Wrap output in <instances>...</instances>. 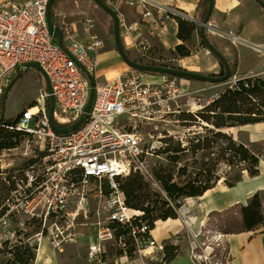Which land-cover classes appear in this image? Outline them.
<instances>
[{
    "label": "built area",
    "instance_id": "1",
    "mask_svg": "<svg viewBox=\"0 0 264 264\" xmlns=\"http://www.w3.org/2000/svg\"><path fill=\"white\" fill-rule=\"evenodd\" d=\"M47 2L0 0V97L11 74L30 61L38 63L50 79L55 122L64 126L73 122L87 103L90 85L78 63L93 76L94 95L85 120L69 132L60 133L51 127L45 89L9 126L31 136L39 152L34 164L20 173H1L9 192L0 217V245L5 238H13L15 228L25 232L24 224H35V233L24 239L30 244L37 240L38 245L45 237L59 252L84 235L90 264H104L108 240H118L125 248L126 235L132 238L134 250L148 254L162 250L163 244L140 218L142 211L126 205L117 177L139 171L152 180L143 154L159 156L156 150L164 135L156 136L157 140L143 149L142 128L148 124L156 127L179 113L181 101L190 94L188 86L180 77L168 74L150 80L149 73L133 67L110 80H99L104 41L92 31V20L85 19L79 28L75 22H66L62 10L57 9L54 14L62 31V48L47 27ZM121 4L135 6L136 17L129 18ZM108 5L118 17L123 44L130 45L139 56H146L152 48L142 29L153 35L167 21L186 18L180 9L157 0H114ZM256 47L264 51V46ZM173 135L183 141V135ZM12 213L26 220L12 227ZM115 225L126 228V235L116 238ZM212 228L210 237L203 235L200 246H195L199 250L191 251L196 264L229 263L227 247L221 241L223 232Z\"/></svg>",
    "mask_w": 264,
    "mask_h": 264
},
{
    "label": "trees",
    "instance_id": "2",
    "mask_svg": "<svg viewBox=\"0 0 264 264\" xmlns=\"http://www.w3.org/2000/svg\"><path fill=\"white\" fill-rule=\"evenodd\" d=\"M60 1L62 0H54L50 12L51 21L56 25L58 19L54 13ZM103 1L108 4L105 0ZM70 2L73 3L71 0ZM207 4L208 0L198 1L194 12L195 20L176 17L178 26L176 37L181 42L176 44L175 50L180 56L190 53L187 42L190 41L192 32L199 30V21L205 15ZM111 33L113 34L112 27ZM211 41L228 61L231 75H235L238 64L236 52L234 51L233 56L227 54L216 41ZM201 44L203 45L202 41ZM220 66L219 73H223L221 63ZM17 71H20L21 75L26 70L18 69ZM17 71L11 74L8 84L15 78ZM3 93L0 98V112L4 109ZM45 104L48 108V97L45 98ZM15 120L16 117L8 118L5 115L0 118V153L16 147L26 135L22 131L9 128ZM178 120L187 125L201 123L203 133L194 131L186 141H181L178 137L164 132L161 138L162 145L156 150L157 154L163 155L164 161H157L153 164L150 169L152 180L144 177L139 171H131L122 178L117 177L126 205L142 211L140 218L147 222L150 229L155 227V222L158 220L177 218L178 208L183 201L203 195L219 181H222L226 187H232L242 179L244 171L249 176L259 173V162L260 159H264V149L251 148L235 139L228 129L264 122V77L251 75L239 77L212 96L208 103L195 113L180 111ZM56 124L64 126L58 122ZM8 192L9 186L1 177L0 217L5 212L3 202ZM236 208L239 210L238 215L236 212L234 215L229 214ZM261 208V199L254 194L246 204H233L218 212L214 220L210 218L207 223L213 224L224 232L254 230L263 221ZM114 227H116V238L126 235V228L118 225ZM13 234V238H5L1 242L0 250L10 254V257L1 264H29L34 258L33 251L37 248L36 244L27 242L24 239L27 235L20 229L15 228ZM124 243L125 248H121L120 252L124 251L130 257L134 251L133 240L126 235ZM179 254L181 251L178 244L165 243L163 256L155 264H167Z\"/></svg>",
    "mask_w": 264,
    "mask_h": 264
},
{
    "label": "rangeland",
    "instance_id": "3",
    "mask_svg": "<svg viewBox=\"0 0 264 264\" xmlns=\"http://www.w3.org/2000/svg\"><path fill=\"white\" fill-rule=\"evenodd\" d=\"M73 3L70 2V0H62L59 2V6L57 9H61L64 19L66 22H75L76 25L81 28V22L84 21L87 18H90L93 22L92 31L96 32L99 37H101L104 41V46H106V43L110 47H114V41H113V34L111 33V27H112V21L109 17V15L104 12L101 8H99L93 0H71ZM56 9V10H57ZM81 30V29H80ZM212 40V39H210ZM215 41V40H214ZM152 48L149 51V54L146 56H139L137 52L131 48L127 50V53L129 57L133 60L143 62H149V63H156V64H162L166 66L171 67H182L189 70H195L199 72H203L206 74H218L220 72L221 66H212L210 64V61L212 58L215 59V57L207 50L205 46L201 44V39L199 36L195 37V40H190L187 42L188 49L190 50V53L186 56H180L175 48L166 47L164 46L161 41L158 39L157 34L152 35ZM103 47L102 49H104ZM234 51L236 52V49L234 48ZM234 51L231 52L230 55H234ZM259 53L264 51L257 50ZM116 63L115 65L110 68L112 71L109 75H107L106 79H112L113 77L117 76L123 69L127 70L130 68V66L121 58V56L116 54L115 56ZM141 61V62H142ZM262 69V68H261ZM100 74V72L98 71ZM152 75H157L155 73H150ZM149 74V75H150ZM159 75V74H158ZM251 76H258V77H264V73H261V70L258 73L254 74H248ZM243 76V75H242ZM239 74L232 75V77L223 82H210L205 80H197V79H187L192 80L190 82V86H188V90L190 91V94L186 96L181 101V111L184 112H190L195 113L199 108L204 106L208 103L209 99L214 96L216 93L220 92L225 88L227 84L233 83L237 78L242 77ZM149 77V76H148ZM104 78V75H100L99 80H102ZM182 82L185 83V78H181ZM187 84V83H185ZM44 80L42 76L39 74L38 71L35 69H28L24 71L12 84V86L8 89L6 95L4 96V115L9 117H17L20 110L26 106L35 104L36 99L40 96V93L44 90ZM1 98V97H0ZM1 100V99H0ZM178 118V113L175 114V116L171 115L169 116L166 121H161L157 123V126L154 127L153 124L145 125L142 128L144 137H143V143L142 147L145 149L149 144H151L152 141H156V136H161L164 132L170 131L171 134H177V135H183V141H186V139L193 134L194 131L203 133V129L200 126V124H194L191 123L187 125L186 123H183L181 120H176ZM32 125V122H31ZM229 132H231L235 139L237 140H243L246 139L249 134V129L246 127H231L228 129ZM149 134H153V137H150ZM261 145H258V148H260ZM39 152V145L33 140L31 136H23L20 140L19 144L16 147H13L11 149L4 150L0 153V168L2 172H18L24 168L29 167L30 165L34 164L36 161V158L34 157ZM145 159V166L150 171L153 164L157 161H164L163 155H155V154H143ZM1 172V173H2ZM0 173V174H1ZM1 178V177H0ZM218 191H226V187L223 184L222 181H219L217 186L211 190V192L218 193ZM210 194L207 193V195ZM262 201V200H261ZM246 204V203H243ZM204 201L202 198H195V199H186L183 201L181 207L178 210V216L177 220H180V222H184L185 224H188L190 222V216L194 213L200 212L202 213L204 211ZM262 224L258 226L257 229H264V203L262 204ZM238 209L232 210L229 214H233L236 212L238 215ZM218 215V213L209 215L208 218H211V220H214V218ZM12 217H10V222L12 227H16L18 225V222H23L26 220V218L18 213L11 214ZM227 216L226 214L224 215ZM83 219L81 218V221ZM91 220V219H90ZM208 220V219H207ZM178 222V221H177ZM159 223V221L155 222V227ZM173 224V221L169 220L167 221V225ZM214 225L205 223L204 226H200L199 230L197 231L198 238L202 239V236L205 235L209 236L214 232V229L212 228ZM23 228L25 229V234L32 235L35 233L36 225L31 224H24ZM85 228V227H84ZM189 227H184L181 229L180 234L184 235L180 238L181 244H189L191 240V235L189 233ZM154 229V228H153ZM213 229V230H211ZM207 231L210 230L211 233L207 234ZM151 234H154V230H151ZM45 241L46 247L51 250L52 252H55L56 255L65 253L66 249L69 250V256L65 257L63 264H90L87 261V239L86 237L80 236L78 240L74 243H68L66 244L65 248L59 252L55 251L48 243L47 238H42L40 243L36 245L39 247V245ZM169 241L163 242L161 240L160 243H168ZM200 242L198 241L196 243L197 246H200ZM33 243H37V240L33 241ZM106 247V253H105V262L104 264H131L129 261L135 260H143L147 262H159L163 256V253L161 254L162 250H155L156 252H152L151 254L145 253V252H139L137 250H134L132 255L129 257L125 254V252H120L122 246L119 244L118 240H108L105 243ZM180 247V246H179ZM153 248H149V250H152ZM42 250V249H41ZM33 251L34 258L32 261H30L29 264H35L36 260L42 256V251ZM199 250V249H197ZM180 251L182 253V249L180 248ZM120 255H126L127 259H121L119 258ZM10 257V254H8L6 251L0 250V264L4 262L6 259ZM61 259V260H62ZM62 260V261H63Z\"/></svg>",
    "mask_w": 264,
    "mask_h": 264
},
{
    "label": "crops",
    "instance_id": "4",
    "mask_svg": "<svg viewBox=\"0 0 264 264\" xmlns=\"http://www.w3.org/2000/svg\"><path fill=\"white\" fill-rule=\"evenodd\" d=\"M108 4L114 0H105ZM164 4H171L176 8L180 9L186 18L192 16L194 17L195 8L199 0H157ZM121 10L128 15L129 18H135L137 14V8L135 6H129L127 4H121ZM210 28L207 29L206 35L209 39L215 40L221 48L227 53L231 54L236 49L237 54V73L239 75H248L258 73L264 66V53L258 52L256 46H264V7L261 6L256 0H214L212 15L209 20ZM177 21L169 20L166 24L158 31L157 37L161 43L166 47L175 48L176 44L180 43L181 40L176 37L177 32ZM144 38L153 45L152 35L148 31H141ZM199 36V32L194 30L192 32L190 40H195V37ZM200 37V36H199ZM129 42V41H127ZM105 48L101 50L99 54V64L98 71L100 75H104L105 79L107 70L112 71V68L116 63V54L118 55L115 47H110L107 43ZM124 47L131 50L130 45ZM212 66L220 65L218 60L212 58L210 61ZM124 71V69L122 70ZM121 71V72H122ZM120 72V73H121ZM161 78L160 75H149L150 80L157 81ZM192 80H187L185 78V83L190 86ZM6 117H8L6 115ZM239 127H246L249 129V134L246 139H241L243 143L249 145L253 149H264V122H256L241 125ZM258 145H261L258 148ZM219 183V182H218ZM217 183V184H218ZM217 184L207 190L203 195L197 198H206L204 201V208H206V203H214L213 198L216 195L226 194L230 198V202L221 205L220 207H211L209 213L207 214V219L210 218L209 215L221 212L226 208H229L236 203H247L250 198L257 194L264 203V159H260L259 162V173L254 176H249L245 171L243 172L242 179L236 182L232 187H226V191H218V193L211 192ZM207 195V193H209ZM195 199V198H187ZM190 222L185 224L180 222L177 218H169L173 221L171 226H166L161 223L160 228H157L156 232L159 233L161 240L163 242L169 241L173 244H178L182 249V253L177 255L172 261L167 264H196L195 260L191 257V251L197 250L195 248L196 243L201 241L198 238L197 231L194 230L191 223L194 218L199 221L201 218V213L197 212L190 216ZM168 219V221H169ZM167 220V219H166ZM206 220V221H208ZM178 221V222H177ZM189 227V233L191 235L190 243L181 244L180 238L184 235L180 234V231L184 227ZM204 226V225H202ZM157 227V225H156ZM156 227H154L155 230ZM223 232L221 241L226 245L229 263L228 264H264V229H254V230H244L238 232ZM154 234H152L153 236ZM154 237V236H153ZM160 240V242H161ZM196 242V243H195ZM163 244V243H162ZM42 249V250H41ZM42 251V256H40L35 264H63L65 257L69 256V250L66 249L65 253L56 255L46 247L45 241H43L37 251ZM163 251L161 252V254ZM121 259H127L126 255H120ZM63 261H62V260ZM131 264H155L153 262H147L143 260H132L129 261Z\"/></svg>",
    "mask_w": 264,
    "mask_h": 264
},
{
    "label": "water",
    "instance_id": "5",
    "mask_svg": "<svg viewBox=\"0 0 264 264\" xmlns=\"http://www.w3.org/2000/svg\"><path fill=\"white\" fill-rule=\"evenodd\" d=\"M256 1L261 6L264 7V0H256ZM53 2L54 0H48L47 2L46 23H47V27H48L50 34L56 39L57 44L60 47L64 48L62 44V31L58 25L52 23L51 18H50V12H51V7H52ZM93 2L109 15L112 21L114 47L117 50L118 54L121 56V58L130 67L137 68L145 72H152V73L160 74V75L168 74V75H173V76L180 77V78L188 77V78H193L197 80H205V81H210V82H223V81L229 80L232 77L228 61L226 60L224 55L215 47L212 41L207 37L206 32H205L207 29L210 28L209 20H210V15L213 10L214 0H208L205 15L203 19L199 21L198 32H199L200 39L203 42L204 46L207 48V50L218 60L219 63L223 65V73H218V74H206V73L195 71V70L171 67V66H166L162 64H153L149 62H141V61L131 59L121 40V36L119 32L118 17L116 13L103 0H93ZM188 18L190 20H195L194 17L192 16ZM78 65L89 81V85H90L89 96H88L87 103L84 106L83 111L78 116V118L65 126H58L54 120L53 111H54L55 100H54V95L52 93L50 79L48 75L46 74V72L43 70V68L38 63L33 62V61L25 62L22 65L23 70H28L30 68L31 69L33 68L36 71H38L39 74L42 76L44 80V88L46 92L48 93V98H49V105L47 108V115L49 118V122H50L51 127L55 131L60 132V133H66V132L76 129L85 120L89 107L92 103V99L94 95L93 76L80 63H78ZM19 76H20V71H17L15 78H18ZM15 78L7 85L6 90L3 93V96L6 95L8 89L11 87ZM3 116H4V109H2L0 112V118H2Z\"/></svg>",
    "mask_w": 264,
    "mask_h": 264
},
{
    "label": "bare ground",
    "instance_id": "6",
    "mask_svg": "<svg viewBox=\"0 0 264 264\" xmlns=\"http://www.w3.org/2000/svg\"><path fill=\"white\" fill-rule=\"evenodd\" d=\"M106 72V76L109 75L111 73L110 70H107L105 71ZM112 74V73H111ZM206 194V193H205ZM230 198L228 195L226 194H223V195H216L214 198H213V202L215 203L214 206H217V207H220L221 205H225L227 203L230 202ZM203 200L206 201L207 199L203 197ZM214 203H210V204H207L206 203V208L204 209V211L201 213V218L199 219V221H197L195 218H194V221L191 223V225L193 226L194 230L198 231L200 226L202 225H205L206 223V220H207V214L209 213L211 207L213 206ZM169 219V218H168ZM167 220H164L163 221V224H167ZM171 219V218H170ZM169 219V220H170ZM158 221H161V220H158ZM157 221V222H158ZM162 222V221H161ZM161 226V223H158L157 224V227L156 229L154 230V238L157 242H160L161 240V237L159 235V233L156 232L157 228H160ZM167 227L170 226V225H166Z\"/></svg>",
    "mask_w": 264,
    "mask_h": 264
}]
</instances>
